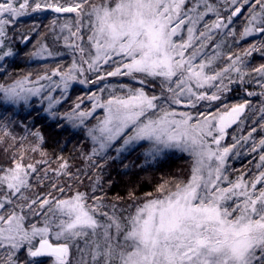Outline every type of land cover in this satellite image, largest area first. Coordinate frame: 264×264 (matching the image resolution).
I'll return each instance as SVG.
<instances>
[{
  "label": "snow or ice",
  "instance_id": "1",
  "mask_svg": "<svg viewBox=\"0 0 264 264\" xmlns=\"http://www.w3.org/2000/svg\"><path fill=\"white\" fill-rule=\"evenodd\" d=\"M185 3L73 0L64 6L58 0H45L43 4L36 0L34 5L30 0H0V60L14 55L11 48L5 49L4 39L7 27L25 14L23 10L31 7L33 12L51 9L75 14L74 19L59 25L52 21L54 34L58 27V38L73 56L71 65L64 71L53 69L51 76L45 74L35 82L25 78L11 86H0V103L30 106L31 99L39 97L47 100L45 110L55 118L54 109L60 103L52 95L56 90L63 94L73 83L95 84L107 77H129L137 86L120 84L121 89L127 88L126 94H110L103 99L93 93L89 97L91 110H79L80 104H76L71 113L65 114L66 119L78 121L77 126H86L85 121L96 109H103V118L87 129L93 143L88 159L102 156L118 141L122 144L115 148L117 154L139 146L144 149L146 163L169 152H180L191 159L187 180L160 183L157 195L148 193L149 198L136 203L135 210L126 214L115 204H105L103 197H90L78 190L67 195L65 188L55 183L52 192L33 199L26 194L33 188L32 179H48L47 169L40 177L37 167L48 164L42 149L44 137L33 133L36 143L13 144L11 166L0 168V192L4 193L0 196V264H41L42 257L51 258L52 264H72L74 246L80 253L76 264H264V138L259 144L254 142L251 149L260 152L257 172L251 178L247 173L235 180L229 178L226 161L236 144L221 146L226 129L238 121L248 102L222 113H200L203 119L171 107L175 104L194 109L198 101L219 100V93L226 89L224 80L231 79L229 73L243 82L239 56H228L230 63L216 68L221 53L204 52L213 31L228 29L242 5L235 6L225 21L209 0H203V12L197 11L199 5L185 12ZM232 3L236 5L237 0ZM242 4H247L251 13L243 35H264V0H242ZM209 13L215 14L216 20L210 26L205 24L206 31L196 35L195 25ZM186 22L187 39L182 34ZM23 39L27 41L28 37ZM44 53L54 55L46 47L32 55L43 58ZM256 71L264 75V66ZM89 73H96V79H88ZM41 80L49 84L45 86ZM157 82L160 95L149 94L147 86L155 87ZM30 83L34 86L27 87ZM111 87L105 84L99 91ZM210 88L217 91L208 94ZM260 111L264 113V107ZM3 133L4 137L10 135L6 126ZM250 137L251 132L240 139L246 142ZM29 152L39 153L42 159L25 164ZM68 167L67 161L60 163L53 170L55 176L71 177ZM130 195L135 198L134 193ZM26 210L43 216V221L28 223Z\"/></svg>",
  "mask_w": 264,
  "mask_h": 264
},
{
  "label": "trees",
  "instance_id": "2",
  "mask_svg": "<svg viewBox=\"0 0 264 264\" xmlns=\"http://www.w3.org/2000/svg\"><path fill=\"white\" fill-rule=\"evenodd\" d=\"M36 0H32L34 5ZM42 4L45 0H39ZM56 2V0H49ZM64 6L73 2V0H58ZM251 2V0H249ZM209 3L215 5L220 15L227 21L235 6L242 5L241 13L232 17V23L228 29L223 31L214 30L213 39L208 42L204 52L208 55H214L215 51L221 53L214 67L223 68L230 63L228 56L233 58L239 56L241 68L244 73L243 82L235 73H229L231 79L224 80L226 89L219 93L220 99L216 102L205 104L201 103L196 108H185L199 119H203L200 113L216 114L230 110L233 106L248 102L244 113L239 121L227 131L224 147L236 144L232 149L226 161L227 175L235 180L242 174L247 173L251 178L252 174L257 172L256 164L259 162L260 152H253L252 146L255 142L259 144L261 138H264V113L260 111L264 107V75L258 73L256 69L264 66V35L254 34L244 36V29L249 23L250 11L247 4H242V0H237L233 5L232 0H209ZM18 4V3H17ZM199 5L198 12L204 11L203 0H186L184 10ZM25 17L19 18L14 25L8 26L7 38L4 39L6 48H11L14 55L0 60V86H11L16 81L28 80L35 82L41 76L47 74L51 76L53 69L59 68L61 71L70 66L73 56L69 49L64 47L62 38H58L59 28L53 31L52 21L56 20L57 25L65 23L68 18H75L74 13H55L51 9L33 12ZM195 15V13H190ZM216 20V15L209 13L204 20L195 25L196 35L199 31H206L205 24L209 26ZM188 23L183 26V37L187 39ZM23 37H28L27 41ZM179 39V37H177ZM198 43V41H197ZM219 44V49L215 46ZM46 47L53 52V56L43 54V58L33 56L34 52L40 51ZM255 47L256 50H252ZM191 51V50H190ZM250 55L246 54L249 53ZM110 70V69H105ZM88 79L95 80L96 73H89ZM56 80V77H53ZM43 80L40 81L44 84ZM31 84V83H30ZM109 84L112 87L100 92L99 89ZM125 84L130 87L137 86L129 77H107L104 81L95 84L88 83L85 86L72 84L67 93L56 91L52 93L54 97L60 100L54 111L57 116L53 118L45 109L47 100H41L39 97H33L30 106L23 103L10 106L0 103V168L11 166L12 146L13 144H24L30 146L36 143V137L33 135L39 132L44 137L42 145L43 151L47 154L48 164L37 165L40 169L38 175H45L43 169H47L48 179L41 181L32 179L33 188L27 191V196L36 198L37 195H46L53 191V183L63 186L67 195L75 191L87 192L89 196L103 197L105 204L118 206V210H123L125 214L135 210L136 203L149 198L148 193L157 195L156 188L160 183L170 181L175 183L177 180H187L191 174V159L186 154L180 152H169L162 155L156 161L146 163L144 158V149L139 146L129 148L128 150L117 154L115 148L122 144H117L110 148L102 156L92 157L93 143L87 135L88 127L96 124L102 118L103 109L97 108L93 117L85 121L86 126H77L72 121L65 118V114L71 113L76 104H80V109L89 111L92 109L90 96L95 93L103 99H107L110 94H125V89L119 87ZM34 86V84H31ZM149 94L156 93L160 95L158 82L153 87L149 84L146 88ZM215 88L207 89L208 94L216 92ZM253 93V95H249ZM46 95V93H45ZM165 96L168 94L165 93ZM7 127L9 136L4 137L3 128ZM255 128L256 131L252 132ZM251 137L245 142L240 138ZM15 137V140H13ZM239 141V143H237ZM7 149V151H5ZM17 155L19 149L17 148ZM42 159L39 153L29 152L24 160L25 164L35 163ZM67 161L68 172L72 175L56 177L54 174L60 163ZM95 189V191H93ZM134 193V197L130 195ZM4 193L0 192V196ZM54 195L60 196L59 192ZM91 202V201H90ZM19 203V201H18ZM28 223L42 222L43 216H34L28 214ZM75 248V249H74ZM26 256V253L24 254ZM21 257V259L24 258ZM76 247L71 249L70 260L75 264ZM41 264H52L49 257L39 258Z\"/></svg>",
  "mask_w": 264,
  "mask_h": 264
},
{
  "label": "rangeland",
  "instance_id": "3",
  "mask_svg": "<svg viewBox=\"0 0 264 264\" xmlns=\"http://www.w3.org/2000/svg\"><path fill=\"white\" fill-rule=\"evenodd\" d=\"M31 1H32V0H30V2H31ZM16 6L18 7V4H17ZM23 11H24L25 14L20 15L19 17H17V19L15 20V22L18 21L19 18L25 17L26 14L30 13V10H29L28 8H27L26 10H23ZM15 22H14V24H15ZM14 24H10L9 26H12V25H14ZM37 57H38V58H41V57H39V56H37ZM67 67H68V66H67ZM67 67H66L64 70H66ZM88 75H89V74H88ZM118 77H123V78H124L125 76H118ZM52 79H53V78H52ZM58 80H59V77H56V80H55V81H58ZM43 81H44V83H45V86H47V85L49 84V81H47V80H43ZM43 81H42V82H43ZM133 83H135V81H133ZM73 84H74V83H73ZM76 84H80V83L77 82ZM80 85L85 86V84H80ZM26 86H27V87H32L31 84H27ZM56 91H60V90H56ZM56 91H55V92H56ZM119 91H120V90H119ZM119 91H116L117 93L114 92V93H112V94L119 95ZM125 91H126V92H125V94H126V93H127V89H125ZM53 93H54V92H53ZM60 93H61V92H60ZM251 96H252V95H251ZM216 101H217V100H214V101H209V100L198 101V102H197V106H198L199 104H201V103L210 104V103H213V102H216ZM171 107L174 108V109H176L177 111H187V110H184L185 107H183L182 105H175V104H172ZM186 109H187V108H186ZM189 109H191V108H189ZM228 111H229V110H228ZM103 116H104V112H103L102 118H103ZM102 118H101V119H102ZM239 119H240V118H239ZM239 119H238V121H239ZM238 121H237V122H238ZM237 122H236V123H237ZM72 123L75 124V125H78V124H79L78 121H72ZM236 123H235V124H236ZM96 124H97V123H96ZM96 124H94V125H96ZM94 125H92V126H94ZM233 125H234V124H232L231 127H232ZM92 126H91V127H92ZM229 129H230V127L226 129V136H227V131H228ZM226 136H225V138L221 141V146H222V147H224L223 144H224L225 141H226ZM88 137H89V136H88ZM90 140H91V139H90ZM74 247H75V246H74ZM74 249H75V248H74ZM76 256H77V257H76V259H75V264H76V261L79 259V256H80V253L78 252L77 248H76Z\"/></svg>",
  "mask_w": 264,
  "mask_h": 264
},
{
  "label": "water",
  "instance_id": "4",
  "mask_svg": "<svg viewBox=\"0 0 264 264\" xmlns=\"http://www.w3.org/2000/svg\"><path fill=\"white\" fill-rule=\"evenodd\" d=\"M43 258V257H42Z\"/></svg>",
  "mask_w": 264,
  "mask_h": 264
}]
</instances>
